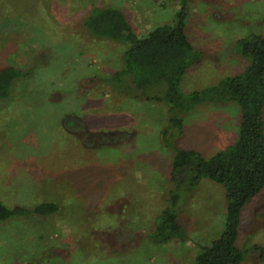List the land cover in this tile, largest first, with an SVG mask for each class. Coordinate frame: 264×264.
<instances>
[{
	"label": "rangeland",
	"instance_id": "374dc122",
	"mask_svg": "<svg viewBox=\"0 0 264 264\" xmlns=\"http://www.w3.org/2000/svg\"><path fill=\"white\" fill-rule=\"evenodd\" d=\"M93 7L119 9L145 36L173 25L180 3L0 0V69L32 70L0 102V202L60 208L53 217L1 223L0 264H193L199 247L223 231L225 192L208 179L179 191L187 237L153 242L173 189L172 159L178 150L209 159L233 145L240 108L195 106L178 136L165 104L114 91L109 79L127 47L88 35L83 22ZM187 8L186 36L202 57L179 85L183 96L242 74L249 60L237 42L264 37V0H189ZM236 246L242 264H264V189L241 212Z\"/></svg>",
	"mask_w": 264,
	"mask_h": 264
},
{
	"label": "trees",
	"instance_id": "16d2710c",
	"mask_svg": "<svg viewBox=\"0 0 264 264\" xmlns=\"http://www.w3.org/2000/svg\"><path fill=\"white\" fill-rule=\"evenodd\" d=\"M168 1L180 3L173 25L156 27L145 36L138 35L122 11L116 8L93 7L83 28L93 38L127 47L120 68L109 79L111 86L124 97L165 104L170 127L178 136L184 116L195 106L206 103L238 105L239 134L233 145L209 159L196 151L175 152L170 173L173 189L155 218L150 239L166 244L187 237L178 222V192L184 190L189 194L201 180L208 179L224 188L225 225L218 239L199 247L193 264H242L244 253L236 246L240 215L264 189V37L252 35L237 42V53L249 60L242 74L223 78L207 90L183 96L179 85L202 55L192 48L185 32L189 0ZM31 75V68L9 66L0 69V102L11 98L15 86ZM59 213V206L50 202L31 208H9L0 202V224L15 218L42 219Z\"/></svg>",
	"mask_w": 264,
	"mask_h": 264
}]
</instances>
